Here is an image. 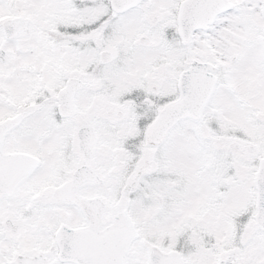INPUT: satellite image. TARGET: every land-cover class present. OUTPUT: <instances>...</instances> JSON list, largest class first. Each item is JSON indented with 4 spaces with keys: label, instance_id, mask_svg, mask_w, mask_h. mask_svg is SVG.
<instances>
[{
    "label": "snow or ice",
    "instance_id": "snow-or-ice-1",
    "mask_svg": "<svg viewBox=\"0 0 264 264\" xmlns=\"http://www.w3.org/2000/svg\"><path fill=\"white\" fill-rule=\"evenodd\" d=\"M0 264H264V0H0Z\"/></svg>",
    "mask_w": 264,
    "mask_h": 264
}]
</instances>
